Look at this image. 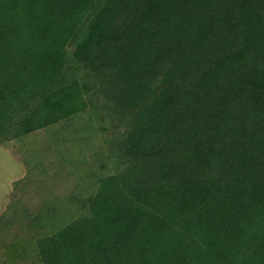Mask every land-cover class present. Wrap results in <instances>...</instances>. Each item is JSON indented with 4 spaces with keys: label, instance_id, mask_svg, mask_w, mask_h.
I'll list each match as a JSON object with an SVG mask.
<instances>
[{
    "label": "trees",
    "instance_id": "1",
    "mask_svg": "<svg viewBox=\"0 0 264 264\" xmlns=\"http://www.w3.org/2000/svg\"><path fill=\"white\" fill-rule=\"evenodd\" d=\"M9 143L0 264H264V0H0Z\"/></svg>",
    "mask_w": 264,
    "mask_h": 264
},
{
    "label": "rangeland",
    "instance_id": "2",
    "mask_svg": "<svg viewBox=\"0 0 264 264\" xmlns=\"http://www.w3.org/2000/svg\"><path fill=\"white\" fill-rule=\"evenodd\" d=\"M43 152L44 156L49 158L48 161H53L54 153L47 151V156L44 150ZM25 157L26 154L16 143L0 147V213L7 204L20 197L24 191L47 188L53 181H59L61 178L59 176L61 173L55 172L53 178L46 182L26 181L28 168Z\"/></svg>",
    "mask_w": 264,
    "mask_h": 264
}]
</instances>
